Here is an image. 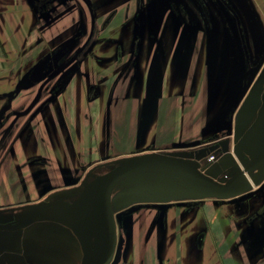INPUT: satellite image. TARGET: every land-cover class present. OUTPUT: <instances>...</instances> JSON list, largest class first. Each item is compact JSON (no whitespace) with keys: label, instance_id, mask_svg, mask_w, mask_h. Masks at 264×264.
Segmentation results:
<instances>
[{"label":"flooded vegetation","instance_id":"af4514ba","mask_svg":"<svg viewBox=\"0 0 264 264\" xmlns=\"http://www.w3.org/2000/svg\"><path fill=\"white\" fill-rule=\"evenodd\" d=\"M29 2L33 11L30 31L35 34L34 41L21 49L14 58L5 53L7 61L3 62L2 56L0 63V129H3L0 130V166L13 157L20 159L21 162L14 168L18 186L26 180L33 183L36 188L35 202L27 206V200H23L16 206L6 205L0 209V264H97L106 259L109 246L107 218L100 206H94L96 201H86L85 204L91 203L89 207H83L84 203L78 205L76 202L67 201L71 192V160L72 157H81L76 153V146L81 143L72 141L73 134L68 119L73 118L77 124L79 121L76 120L83 119L82 117L89 120L92 117L87 110L80 112L81 106L72 107V101H68L66 92L72 90L76 94V103H82L83 96L87 104L100 100L102 106L99 114L107 123L114 115H123L125 120L135 116L141 118L143 102L149 90L148 84L154 72L162 68L165 70V77L171 65V54L178 55V60L189 65V61L185 62L183 59L187 57V50L191 51L189 48L192 47H186L190 41L195 44L193 53L199 56V71L204 72L198 81L202 85L201 90L195 89L198 73L190 80L194 88L191 92L193 99L209 91L207 69L212 55L207 50L209 42L214 41L222 47L226 43L233 47L231 51L239 54L236 59L242 67V78H245V74L252 77V73L258 72L263 53L260 54L259 48L252 46V37L255 35L251 27L253 20L250 19L249 9L242 0ZM159 59L165 61L162 66L159 65ZM179 64L183 68V63ZM3 71L6 72L4 75ZM259 79L264 80L263 74ZM248 80L246 77V80L240 79V82L243 85ZM54 86H57L56 90ZM49 92L52 94L48 95ZM77 94L83 96L78 97ZM29 102L33 103L31 107L25 105ZM250 102L251 99H248L247 104ZM34 103L38 105L35 106ZM185 105L186 100L182 101V106ZM47 107L49 112L45 113ZM202 113L206 116L211 110L207 111L204 107ZM51 119L59 123L58 129L53 121L48 122ZM44 125L50 127L55 156L47 157L41 153L29 155L33 146L39 152V146H49V140L42 131ZM129 130L133 128L130 127ZM59 132L63 137L64 149L55 146L57 143L54 135ZM78 133L81 135L80 130ZM122 133L127 135L124 137L126 143L132 144L135 132ZM93 135V146H108L113 151L114 146H120L119 131L111 130L99 138L95 131ZM229 136L217 138L212 134L205 137L210 139V147L213 149L208 160L212 164L221 160L231 162L226 156L223 157L224 148L227 147L226 152L233 154L235 151L236 143L233 146ZM200 137L199 134L190 140L163 143L162 146L189 143ZM246 144V141L241 143L240 153H247ZM207 147L200 152H208ZM17 149L21 153L15 152ZM99 150L100 156L104 157V149ZM36 163H42L46 177L42 176V171L33 168ZM78 165L81 167L84 164L81 161ZM57 169L63 172L59 177L56 176ZM27 170L30 172L24 176ZM81 176H78L79 181ZM221 176L224 174L219 177ZM175 179L177 178L171 177L167 183L170 189L167 194H151L158 201L129 204L125 207L124 214L119 217L111 203L116 238L108 264H133L127 262L129 227L132 225L141 227L147 223L150 235L154 226L160 222L162 212L181 208V217H185L200 205L198 200H176L172 197L174 186H179ZM57 181H63L67 185L64 184L66 186L62 188V183L57 185ZM28 183L24 184L25 191ZM168 199L170 201H166ZM96 209L104 215L102 217L106 224L102 223L101 215L96 216ZM173 222L177 223V219ZM163 223L167 224L165 215ZM103 237L108 238L104 255Z\"/></svg>","mask_w":264,"mask_h":264},{"label":"rangeland","instance_id":"374dc122","mask_svg":"<svg viewBox=\"0 0 264 264\" xmlns=\"http://www.w3.org/2000/svg\"><path fill=\"white\" fill-rule=\"evenodd\" d=\"M242 1L244 4H246V8L249 9L248 11L251 15L250 19L253 20L251 23L252 24L251 27H253V31L255 35L254 37H252V46L255 49L259 48L258 51H260V54L263 53L261 55L262 58L261 64L258 66L259 67V69L257 70L258 72L252 73L253 74L252 77L248 76V74H245V78H242V67L239 66V62L236 59V57L238 58L239 54H237L233 50L234 52L233 51L231 52V56L227 55V53L223 55L222 53H224V47L218 46V44H217V48L212 50L211 63H209L210 65L207 69L209 73L208 81H209L210 107H211V113L209 115L210 117L208 116L209 120L207 121L209 122V124H211L214 123L215 121H218L220 119V116H223V119L220 120V125H221L220 127L221 130L223 129L225 131H223L222 135L228 130V126L231 127L233 134L227 136H229L231 144H233V146L237 139V138L235 139V137H239L241 139L243 138V141H245L248 138L245 136L249 131L248 129L252 125L258 124V122L261 123L259 119L260 112L262 109H264V97L262 98V95L264 93V80L260 81L259 79L262 76V74L264 76V0H242ZM217 41L218 40L216 39V42ZM194 45L195 44L192 41H190L189 44L186 45V47L190 46L193 48ZM192 48H189V50L191 51H188L186 49L188 52L186 54L187 57L183 59V61L185 62L186 60L189 61V65L188 63H186L185 65L184 62L178 60L179 59L178 55L174 56V54H171V56H169L171 57L170 60H172L170 63L172 66L170 65V67L173 68L172 70L166 71V75H167V82L171 86L169 88L171 90L170 91L171 96H169V99L165 98L163 99V101H161L158 110L156 109V106H154L153 103V108H151L150 106V108H148L146 112L144 113L142 112L141 118L139 122H137L136 124H135L136 118L125 120L123 115L121 117L114 115L113 118L110 119L109 122L107 123L105 118L104 119L101 118L100 117L101 115L99 114V111L101 110L102 102H100L99 100V101L89 102V104H87V102L85 101L86 99L83 96L84 95L83 87H82L83 95L77 94L78 97L80 95L83 96L81 97L82 103L81 102L76 103L77 97L76 94L72 92V90L69 91L68 93L66 92L68 101L70 100L72 101L71 102L72 107L79 105L82 107L80 112H83V110H87L88 113H90V116L92 117L91 120L82 117L83 119L76 120L79 121L77 122V124L74 122L73 118L68 119L70 130L73 134L71 136L72 141L75 142L78 141L81 143V144L78 143L76 146V153L78 155H81V157H78L77 159H74L72 157L71 160L70 173H71L72 181L70 182L71 184L69 185L71 188L69 190L71 192H70V198L67 199V201H71L74 203L76 202L78 205L82 203L85 204L86 201L91 202V197L95 195L94 194L95 190L92 187L94 181L97 180L99 177L109 173L110 171L118 167L120 164H122L124 161L136 156H141L146 154H157V155L170 154V155L183 157L185 159H188V161L191 160L194 163L196 162L198 165H201L205 161L209 160V154L212 152L213 149L210 147V142H209L210 139L205 138L207 136L212 135V133L209 135L208 131L205 132L206 134L204 136V139H202L203 137H200V139L195 140V141H199L198 144L195 141H192L191 143L183 142L182 144L179 145L162 146L163 143L179 141L183 139L190 140L198 136L199 134H201L200 129L203 127L206 119L204 113H202V108L205 104L204 101L208 93L204 94L203 92L201 93V95H198L195 99H193L191 94L192 90L194 89L190 84V80L192 76L195 73H198V75L195 74L197 75V79H198L197 84H198V81L201 80L202 75L204 74L202 70L199 71L200 69L199 68L200 62H198L199 56L193 53ZM10 57L14 58L15 55H12ZM5 61H7V59L5 58V55H3V62ZM159 62H160L159 65L162 66L165 61L163 59H159ZM179 63H183L182 64L183 68ZM186 69L188 70V72ZM5 73L6 72L3 71V75ZM164 74H165V70L164 69L162 70V68L159 69L158 72H154L151 82H149L150 86L153 87L151 89H155L157 91L160 90L161 85L165 84L164 80L166 75L164 77ZM246 77L250 81L248 80V82H244L242 85L240 79L241 81L243 79L246 80ZM237 87H239L238 90ZM53 88L56 90L57 86H54ZM197 88L198 86L195 87V89ZM180 90H182V93H179ZM51 92L47 94L50 95L52 94ZM152 92L154 93V90ZM239 98H241L240 102L234 108L232 113L229 114V108L233 104V101L235 99L238 100ZM248 99H251V102L247 104ZM184 100H186V105L181 106L182 101ZM25 105L31 107L33 103L29 102L26 103ZM37 105L38 103L35 104V106ZM246 105L248 106L245 108ZM250 106L255 108L252 109ZM136 109L138 113L139 112L138 108ZM47 111L49 112L48 107L45 113ZM228 116L229 119L227 120ZM234 117L236 118L234 119ZM52 121L54 122V126H57L58 129L59 123H55L54 119H51L48 122H52ZM90 124L92 125L93 128L91 127ZM46 126L47 125H44L42 131L44 132V136H46L47 139L49 140L47 141L49 142V146L48 145L39 146L40 149L39 153L44 154L47 157H52V155L55 156L56 150L53 149L50 127L48 128ZM130 127H132L133 130H129ZM135 128L141 130L140 131L141 133L138 131L136 135H133V137L135 136V139L132 142V144L128 145L126 143V140H124V137L127 135L124 136L122 132L128 131L134 134ZM79 130L81 131V135H79L78 133ZM111 130L119 131L121 136L120 146H114V151L111 150L108 146H101V147L93 146L94 143L92 142H93L94 131L96 132V136L99 138L101 136H104L105 133L111 132ZM42 131L41 134L43 133ZM177 131L179 135L176 134ZM259 134H257L256 137L253 136V138H251L250 141L251 146H248L250 157L256 156L264 148V146H262L264 145V131L262 130V132ZM54 139H55V143H57L55 146H61V148L64 149V146H62L63 137L60 132L59 134L56 133V135H54ZM39 143L40 144L42 143L41 139L39 140ZM133 143H135V146ZM152 143H155L154 144L155 146L151 145ZM205 147L208 148V152H206V155L203 157L204 159H199L198 156H201L203 154L200 151ZM36 149L37 147L33 146V150L28 154L31 155L38 153V150L36 152ZM99 149H104V155H103L104 157L100 156ZM15 152L18 153L19 149H17V151ZM79 159L81 160L79 161ZM40 160L43 161V159ZM6 161H7L6 164L3 165V171L4 173L7 172L6 174H8L7 166L12 165V167L15 168L16 163L13 160V158L10 159V161L9 160ZM81 161L84 165L79 167L78 164H80ZM91 162H93V164ZM39 164L40 165H37L36 163L33 166V168L34 169L37 168L40 171H42L43 173L42 176L46 177L47 173L45 169H43L44 166L41 165L42 163ZM13 171L16 174V171L15 170ZM29 172L30 170H27V172L24 173V176L28 175ZM62 173H63L62 171H59L58 169L56 170L57 177L61 176ZM79 173L82 174V176ZM83 175L86 176L87 178H85ZM78 176L82 177L81 181L78 180ZM171 177L177 178L175 180L179 184V191L181 198L187 197L188 199H191L193 195H198L199 191L197 190V187L186 178L177 174L173 169L166 167L164 165H157V164L144 165L134 170L133 172H130L123 178L119 179L109 190L108 194L110 201L115 211L118 212L117 217L124 214L125 207L129 204L143 202V201H148V202L158 201L155 200L156 199L155 196L154 195L152 196L151 194L152 193L154 194V192L155 193L163 192L167 194L168 191H170V189L167 186V183L170 181ZM29 181H31V179H29ZM26 183H28L27 180L25 181V183L24 182L21 183L22 191L20 190V193L22 194V196H28V195L30 196L28 197L26 205L31 206V204L35 202L34 194L36 188L35 185L30 182L27 184V188L25 191L24 184ZM50 184H52V182ZM56 184L57 185L61 184L60 186L62 188L67 185V183H64L63 181L60 182L57 181ZM32 191L34 192L31 193ZM86 195L87 197H85ZM42 199L43 198H39V200ZM166 201H170V199ZM94 206H96L97 208V206H99L98 202H95ZM95 214L96 216L101 215V219L103 218L102 216H104L97 209L95 210ZM102 223L106 224L104 218L102 219ZM102 245H103L102 250L104 255L108 246V238L103 237Z\"/></svg>","mask_w":264,"mask_h":264},{"label":"crops","instance_id":"0c3cea01","mask_svg":"<svg viewBox=\"0 0 264 264\" xmlns=\"http://www.w3.org/2000/svg\"><path fill=\"white\" fill-rule=\"evenodd\" d=\"M32 12L29 0H0V63L5 53L16 56L21 49L34 41L35 34L30 31L33 24ZM215 48L217 44L214 41L209 42L208 53L212 54ZM232 48L225 43L223 55L227 53L230 56ZM172 68L169 67L168 70ZM164 81L165 84H162L158 91L151 89L153 87L148 84L143 113L150 106L153 108V103L158 110L161 101L171 96L167 75ZM197 86V89L201 90L202 85ZM179 93H182V90ZM207 93L202 110L205 107V110L210 111V93ZM209 115L205 116L204 125L200 129L201 137L204 138L206 131L209 135L216 134L217 138L227 136L228 130L222 135L225 130H221V125L209 124ZM135 118L136 124L140 116ZM176 134L179 135L178 131ZM195 142L198 144L199 141ZM13 160L16 164L21 162L18 157H13ZM7 169L8 174L4 173L3 165L0 166V209L6 205L16 206L21 200L25 201L30 197L20 193L21 186H18L12 165H8ZM182 199L188 198L176 200ZM188 200H198L200 205L185 217H181V208L162 212L160 222L154 226L150 235L147 223L141 227H129L128 263L264 264V181L249 192L234 197H191ZM164 215L167 224L163 223ZM175 219L177 223L173 222Z\"/></svg>","mask_w":264,"mask_h":264},{"label":"water","instance_id":"95a60500","mask_svg":"<svg viewBox=\"0 0 264 264\" xmlns=\"http://www.w3.org/2000/svg\"><path fill=\"white\" fill-rule=\"evenodd\" d=\"M241 98L233 101V104L229 108V114L232 113ZM251 108L254 109L255 107ZM263 111L264 109L261 110L259 117L261 123L258 122V124L252 125L245 135L248 137L245 140L247 143L245 145V152L247 153H240L241 143L244 141L243 138L241 139L239 137H235V139H237L235 141L236 146H234V154L226 152L228 150L227 147L223 149V157L226 156L231 162L221 160L219 163L212 164L211 161L207 160L201 165H198L196 162L194 163L191 160L188 161V159L176 155L146 154L130 158L109 173L99 177L92 184L95 190V196L91 199V202H98L100 208L103 210L107 218L110 237L106 259L101 260L97 264H108L115 247L116 223L108 192L119 179L141 166L157 164L173 169L177 174L186 178L197 187L199 191L198 195H193V197L230 198L247 193L255 186L260 185L264 181V148L256 156L250 157L248 146H251L250 141L253 136L256 137L262 130L264 131ZM221 119H223V116H220L218 121L210 125H215V123L216 125H220ZM230 134H232V128L228 126V135ZM205 155L206 153H203L198 157L199 159H204L203 157ZM211 170H215V172H211ZM221 174H224V176L219 177ZM174 187L175 191L177 188V193L175 194V191L172 190V197L175 199L181 198L179 186L176 185ZM90 204L91 203L83 204V207L84 205L85 207H89Z\"/></svg>","mask_w":264,"mask_h":264},{"label":"built area","instance_id":"2783aa9c","mask_svg":"<svg viewBox=\"0 0 264 264\" xmlns=\"http://www.w3.org/2000/svg\"><path fill=\"white\" fill-rule=\"evenodd\" d=\"M212 157V156H211Z\"/></svg>","mask_w":264,"mask_h":264}]
</instances>
